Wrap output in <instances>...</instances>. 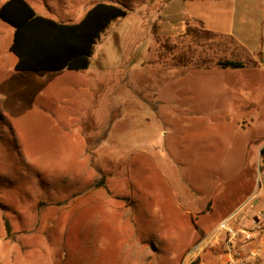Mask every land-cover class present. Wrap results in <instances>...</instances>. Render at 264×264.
I'll return each instance as SVG.
<instances>
[{
  "label": "rangeland",
  "instance_id": "obj_1",
  "mask_svg": "<svg viewBox=\"0 0 264 264\" xmlns=\"http://www.w3.org/2000/svg\"><path fill=\"white\" fill-rule=\"evenodd\" d=\"M26 1L125 14L74 71L14 70L0 19V264H183L264 185V0Z\"/></svg>",
  "mask_w": 264,
  "mask_h": 264
},
{
  "label": "trees",
  "instance_id": "obj_2",
  "mask_svg": "<svg viewBox=\"0 0 264 264\" xmlns=\"http://www.w3.org/2000/svg\"><path fill=\"white\" fill-rule=\"evenodd\" d=\"M124 14L125 10L115 4L98 2L78 22L67 23L37 14L26 0H6L0 6V19L13 28L8 49L16 57V71L86 68L99 34L111 20ZM218 65L240 68L244 63L226 59ZM260 154L264 166V147Z\"/></svg>",
  "mask_w": 264,
  "mask_h": 264
},
{
  "label": "built area",
  "instance_id": "obj_3",
  "mask_svg": "<svg viewBox=\"0 0 264 264\" xmlns=\"http://www.w3.org/2000/svg\"><path fill=\"white\" fill-rule=\"evenodd\" d=\"M207 253L212 254L211 263ZM183 264H264V185H258L195 242Z\"/></svg>",
  "mask_w": 264,
  "mask_h": 264
},
{
  "label": "crops",
  "instance_id": "obj_4",
  "mask_svg": "<svg viewBox=\"0 0 264 264\" xmlns=\"http://www.w3.org/2000/svg\"><path fill=\"white\" fill-rule=\"evenodd\" d=\"M60 22H63V21H60ZM67 23H74V22H67ZM243 68V69H242ZM236 69H241V71L243 70H258V69H260V66L258 65V64H256V63H249V64H246V66L244 65L243 67H240V68H236ZM63 70H66V69H63ZM59 71H61V70H59ZM70 71H74V70H70ZM32 72H34V71H32ZM250 80H252L251 78H249V81ZM262 144H264V141H263V143ZM259 203H256V205L257 206H259L258 205Z\"/></svg>",
  "mask_w": 264,
  "mask_h": 264
}]
</instances>
